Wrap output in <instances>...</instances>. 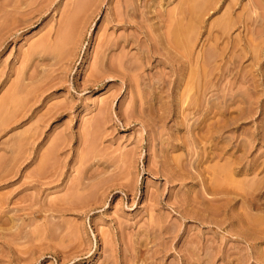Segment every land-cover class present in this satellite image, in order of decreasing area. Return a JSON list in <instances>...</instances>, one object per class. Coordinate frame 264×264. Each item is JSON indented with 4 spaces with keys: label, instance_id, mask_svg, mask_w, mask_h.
I'll return each instance as SVG.
<instances>
[{
    "label": "rangeland",
    "instance_id": "obj_1",
    "mask_svg": "<svg viewBox=\"0 0 264 264\" xmlns=\"http://www.w3.org/2000/svg\"><path fill=\"white\" fill-rule=\"evenodd\" d=\"M0 264H264V0H0Z\"/></svg>",
    "mask_w": 264,
    "mask_h": 264
},
{
    "label": "bare ground",
    "instance_id": "obj_2",
    "mask_svg": "<svg viewBox=\"0 0 264 264\" xmlns=\"http://www.w3.org/2000/svg\"><path fill=\"white\" fill-rule=\"evenodd\" d=\"M186 2H187V1H186ZM205 2H206V1H205ZM6 3H7V2H6ZM188 3H189V2H188ZM198 3H199V1H198ZM134 4H135V3H134ZM194 5H195V4H194ZM3 6H4V5H3ZM190 6H191V5H190ZM196 7H197V5H196ZM191 8H192V7H191ZM197 8H199V7H197ZM131 9H132V8H131ZM131 9H130V10H131ZM192 9H193V8H192ZM4 10H5V9H4ZM130 10H129V11H130ZM195 11L197 12V10H195ZM200 11H201V10H200ZM138 14H139V13H138ZM172 14H173V13H172ZM188 15H189V14H188ZM146 16H147V15H146ZM170 16H171V15H170ZM123 17H124V16H123ZM128 17H129V16H128ZM171 18H172V17H171ZM173 19H174V18H173ZM118 20H119V19H118ZM148 20H149V19H148ZM181 22H182V21H181ZM181 22H180V25H181ZM188 22H189V21H188ZM140 23H141V22H140ZM171 23H172V22H171ZM174 24H175V23H174ZM138 25H139V24H138ZM178 25H179V22H178ZM180 25H179V26H180ZM182 25L185 26V24H183V23H182ZM182 25H181V26H182ZM192 25H193V24H192ZM173 26H174V25H173ZM174 27H175V26H174ZM185 27H186V26H185ZM191 27H193V26H191ZM181 28H182V27H181ZM186 28H187V27H186ZM193 28H195V27H193ZM193 28H192V30H193ZM155 29H156V28H155ZM179 29H180V27H179ZM187 29H188V28H187ZM187 29H186V35H187V33H188V32H187ZM182 30H183V28H182ZM169 32H170V31H169ZM177 32H178V31H177ZM170 33H171V32H170ZM178 33H179V32H178ZM181 34H183V32H182ZM171 36H172V35H171ZM183 36H184V35H183ZM183 36H182V37H183ZM177 38H178V35H177ZM156 39H157V38H156ZM185 39H186V38L183 37V40H185ZM154 40H155V39H154ZM188 40H189V39H188ZM124 41H125V40H124ZM181 41H182V40H181ZM183 42H184V41H183ZM187 42H188V41H187ZM177 43H179V41H178ZM188 43H190V42H188ZM110 44H111V43H110ZM128 45H129V44H128ZM180 45H181V44H180ZM187 45H188V44H187ZM187 45H186V47H188ZM181 47H183V46L181 45ZM122 48H124V47H122ZM109 49H110V48H109ZM124 49H125V48H124ZM124 53H125V51H124ZM153 53H154V52H153ZM138 55H139V54H138ZM121 64H122V63H121ZM139 65H140V64H139ZM119 66H120V65H119ZM128 66H129V65H128ZM131 66H132V65H131ZM38 67H39V66H38ZM152 67H153V66H152ZM122 68H123V67H122ZM139 68H140V66H139ZM141 68H142V67H141ZM141 68H140V69H141ZM119 69H120V68H119ZM119 71H120V70H119ZM115 72H116V71H115ZM120 72H121V74L124 75V72H122V70H121ZM123 75H122V77H123ZM140 76H141V75H140ZM142 77H143V76H142ZM106 118H107V117H106ZM220 181H221V180H220Z\"/></svg>",
    "mask_w": 264,
    "mask_h": 264
}]
</instances>
